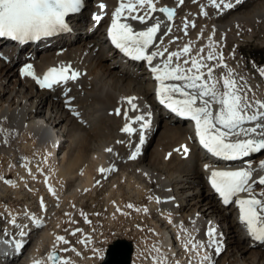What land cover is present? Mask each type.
<instances>
[{
    "label": "bare ground",
    "instance_id": "obj_1",
    "mask_svg": "<svg viewBox=\"0 0 264 264\" xmlns=\"http://www.w3.org/2000/svg\"><path fill=\"white\" fill-rule=\"evenodd\" d=\"M228 2L234 6L222 12L212 7L208 0H183L182 3L180 0H154L156 11L139 9L135 14L144 15L148 12L149 18L144 24L128 19L126 22L131 24L135 31L145 30L157 21L160 22V30L148 52L150 54L159 51L164 55L157 56L152 65L143 60H133L124 53L113 52L108 29L119 0H85L84 7L77 17L68 20L71 31L60 32L45 48L38 46L25 50L27 52H17L13 48L6 50L0 47V148L6 146L18 159L22 148L26 147L25 143L35 148L38 156L36 169L40 173L44 169L49 172V175H42L47 189L51 187L55 193L53 184L56 180V183H59L57 190L66 192L65 180L68 175L69 199L80 201V206L83 204L80 200L83 193L89 190L91 195H95L100 184L106 182L107 185L115 177L117 179H114L109 187L111 191H114L117 180L120 184V181L125 179L127 183L135 182L132 193L138 200L149 198V210H153L163 219L166 224L164 227L167 226L162 230L155 225L154 235L157 240L153 243L159 257L152 256L149 260H142V264H154L153 258L156 264H182L179 261L181 256L182 259H185V256L192 259L191 262L185 261V264H201L205 254L210 260L203 261V264H264V241H256L249 236L246 227L239 220L237 205L234 202L225 205L208 179L213 168L235 170L249 166L254 170L253 178L257 179L264 174L259 169L260 162L264 161V150L241 158L238 162L224 165L222 159L208 152L205 156L198 150L195 124L183 117L182 121L186 127L174 126L160 152L155 150L141 156L140 136H146L151 131L158 117L161 116L165 120L164 126L167 125L169 116L180 118L159 103L156 95L158 82L151 72V67H162L169 53L181 51L185 45L191 47V52L188 56H182L179 61L173 58V65L180 63L183 67H191L190 63L184 65L185 59L196 57L200 49H204L200 56L205 57L210 50L214 51L217 59L203 61L212 67L213 78L221 80L231 71L239 85L245 90L251 89L248 93L250 98L264 101V76L261 75L260 81H253L243 72L242 62H232L228 50L230 42H238L242 38L241 28L256 26L264 21V0ZM100 3L106 5L103 10L99 8ZM202 6L207 15L202 14ZM161 8L174 10L172 20H168L167 15L160 11ZM95 15H101L102 19L96 22L93 19ZM185 24L188 25L187 28ZM252 34L250 32L243 37L249 40ZM210 44L213 45L211 49L208 47ZM221 54L223 64L219 60ZM29 64L32 65L36 77L41 79L50 68L62 66H70V70L77 71L80 75L75 81L69 80L53 85L52 88H41L32 77L21 75L22 69ZM201 71L206 74L207 68ZM133 96L137 97L134 101L137 105L136 111L131 110L124 100ZM117 109L120 110V115L116 114ZM125 112L128 117L144 115L145 119L150 121V126L141 129L140 124L143 122L134 123L131 126L136 131L129 136L122 131L128 123ZM184 147L188 148L186 154ZM109 148L112 149L111 152L107 151ZM137 148L140 151L135 159H132L131 156ZM16 164L18 167V163ZM205 165H208L209 169L206 170ZM101 168L105 169V172L102 173ZM77 171L80 172L79 176ZM77 176L79 181L75 184ZM16 184L17 182H6L4 185ZM261 190H264V186L254 185V191ZM79 205H75V209ZM35 220L41 222L40 226H37ZM31 221L30 226L23 227L20 232L18 230L19 234L15 236L11 228L0 232V264H34L36 261L41 264H53L48 257L53 252L55 240L52 239L43 255V248L49 238L48 232L43 230L37 235L46 222L42 218H34ZM210 225L217 231L221 249L219 253L216 252L215 246H208L206 232ZM22 231L25 233L23 236L20 234ZM170 233L175 237L176 243L167 242ZM189 239L205 246L192 251ZM116 240L131 243V264H137L138 259L144 258L140 249H147V242L139 241L137 244L127 238ZM17 241L23 244L20 252L15 247ZM81 241L89 243L91 240L86 238ZM65 244L71 249L70 242ZM79 244L83 243L79 240ZM66 245L63 244V247ZM104 251L106 254V249ZM63 252L60 251V255L55 252L58 255L57 264H63L67 258L63 257ZM22 254L25 257L19 260ZM103 256L105 257L104 252L99 256V262L104 259ZM223 256L225 258L221 259Z\"/></svg>",
    "mask_w": 264,
    "mask_h": 264
},
{
    "label": "snow or ice",
    "instance_id": "obj_2",
    "mask_svg": "<svg viewBox=\"0 0 264 264\" xmlns=\"http://www.w3.org/2000/svg\"><path fill=\"white\" fill-rule=\"evenodd\" d=\"M84 2L85 0H0V37H7L23 44L30 40L52 36L61 31H71L66 17L69 14L79 13L84 7ZM180 2L182 3L183 0ZM236 2L239 3L240 0ZM208 3L221 12L234 6L228 0H208ZM105 7V4H99L101 10ZM143 8H147L149 12L156 11L154 0H119L118 7L112 13L108 36L111 43L124 55L152 65L157 56L164 55L159 51L150 54L148 52L160 30V22L157 21L141 31H135L132 25L126 22L131 19L141 24L146 23L149 18L148 12L144 15L135 14ZM160 11L167 15L168 20H172L175 15L172 9L161 8ZM201 12L207 15L203 6ZM93 19L99 22L102 16L95 15ZM187 27L188 25L185 24V28ZM168 31L170 32L171 29L169 28ZM209 39L211 40V37ZM208 47L211 49L213 45L210 44ZM203 51L204 49H200L196 57L184 60V65L190 63L191 67H183L180 63L173 65V58L179 61L182 56H188L191 52L189 45H185L181 51L169 53L162 67L160 65L151 67V72L158 82L156 95L159 103L177 116L193 121L199 143L214 157L223 160H238L261 152L264 150V101L250 98L248 93L251 89L245 90L239 85L231 71L221 80H215L212 67L203 61L217 59V56L211 50L206 57L200 56ZM219 60L223 64L222 54ZM223 66L226 67V65ZM204 68H207L206 74L201 71ZM259 71L264 76V69ZM21 75L32 77L41 88H52L53 85L77 80L80 73L70 70V66L53 67L41 79L36 77L32 65L29 64L22 69ZM136 99L137 97L134 96L124 98L133 111L137 110V105L134 103ZM74 114L78 115V113ZM116 114H121L119 109L116 110ZM124 115L128 123L122 131L129 136L136 131L131 126L134 123L143 122L140 124L141 129H147L150 126V121L146 120L144 115L128 117L126 112ZM140 140L143 143V134ZM107 151L111 152L112 149L109 148ZM139 151L140 149L137 148L131 158L135 159ZM183 151L186 154L188 148L184 147ZM205 168L207 170L209 166L205 165ZM259 169L264 172V161L260 162ZM100 171L103 173L105 169L101 168ZM253 171L251 166L235 170L213 168L210 170L208 179L211 187L225 205L233 202L237 205L239 220L246 227L249 236L256 241H264V190L254 191V185L264 186V174L254 179ZM49 191L54 194L51 187ZM41 206L43 207V201H41ZM128 207L133 206L128 205ZM11 223L15 225V219H12ZM35 223L37 226L41 224L39 220H35ZM20 234L25 235L23 231ZM72 234L75 235V232ZM206 236L208 246H215L216 252L219 253L221 249L217 240L216 228L210 225ZM56 240L68 243L63 236H57ZM80 242L85 243L86 241ZM188 243L191 244L192 251L205 246L200 242L193 243L192 239H189ZM15 247L19 251L23 244L17 241ZM48 259L53 264H57L58 258L55 250L49 254ZM153 259L156 264L155 258ZM209 260L210 257L205 254L201 264ZM34 264H41V262L36 261ZM63 264H68V262L63 261Z\"/></svg>",
    "mask_w": 264,
    "mask_h": 264
},
{
    "label": "rangeland",
    "instance_id": "obj_3",
    "mask_svg": "<svg viewBox=\"0 0 264 264\" xmlns=\"http://www.w3.org/2000/svg\"><path fill=\"white\" fill-rule=\"evenodd\" d=\"M240 30L243 32H240L242 34V38L238 42L232 41L228 44V50L233 59L232 62H242L243 72H246L253 81H260L261 74L259 70L264 66V21L256 26L246 28L243 27ZM250 32L253 33L252 38L249 40L245 39V35L247 36ZM255 62L259 63V69H257ZM263 90L264 89H262V91ZM25 146L26 147L22 148V153L19 158L20 160L12 155V151L9 152V148L7 149L6 146L5 148H0V176H2L0 178V210L4 211L6 209L4 211L5 213L0 211V232L11 228V232H13V236H15L19 234L23 227L31 225V219L42 218L46 224L42 227L41 231L37 233V235H40L44 230L48 232L49 236V240H46L45 247L43 248V255L46 253L48 245H50L52 239L55 240L56 243L53 250H55L58 254L60 251H64L63 249H68V245L56 240L57 236H63L68 243L70 242L71 244V249L69 248L68 250L72 251H64L63 253L65 255L62 253L63 257L67 256V258L65 257V261H67L68 264H87V261H89V264H101L103 260L102 259L101 262H99V256L101 253L104 252L105 255L104 250L107 245L120 238H127V240H132L133 243L136 242L137 244L140 243L139 241L148 243L145 247L147 249H140L143 251V256L142 254L141 256L144 258L141 260L138 259L137 264H142V260H149L152 256L159 257L157 255V250H155V243H153L157 240L154 235L155 225L162 230H165L167 226L164 227L166 224L163 219L159 218L153 210H149V198L138 200L132 193L135 182L131 181L127 183V180L125 179L124 181H120V184L117 180L115 183L118 185H115L117 188L113 187L114 191H111L112 189H109L110 184L114 179H117V177L111 179L112 181L108 180L109 182L107 185L106 182L100 184L99 190L95 193V195H91V191L89 192V190H87L88 192L86 191L83 193L80 197L83 204L80 206V201L78 202L77 200L69 199L68 175H66L68 178L66 177L65 180V184L67 185L65 188L66 192H59L57 190L59 188V183H56V180H54L53 184L56 189L55 193L53 194L52 192H49L42 181V175H49L48 169H44V172L42 171L40 173V171L36 169L38 156L35 148H32L27 143H25ZM173 149L174 148H172V151ZM3 153H5V155ZM31 153H33L34 156ZM16 163H18V167ZM81 168H83V166H81ZM26 169H28V171ZM77 172V175L80 174L79 171ZM78 176L75 179L76 181L74 180L75 184L79 181ZM5 181L17 182V184L13 186H5ZM1 183H3V185H1ZM128 184L131 185L129 186ZM41 201H43V207L41 206ZM75 205H79V207L75 209ZM128 205H132L133 207L129 208ZM145 209H147V211H145ZM12 212H14L15 215ZM23 212L24 214H22ZM7 213H9V215ZM119 214H121V216ZM85 217L87 219H85ZM12 219H15V225L9 222ZM78 229L79 231H77ZM73 232H75V235L72 234ZM86 238L91 241L80 245L79 240L81 241V239ZM62 243L66 246L63 247ZM70 253L71 255H69ZM77 253H79V255ZM23 257H25V255L20 256L19 260H23ZM224 258L225 256L221 257V259ZM191 260L192 259L188 258V256H185V259H182V256L181 258L179 257V261L182 264H185V261L191 262Z\"/></svg>",
    "mask_w": 264,
    "mask_h": 264
},
{
    "label": "water",
    "instance_id": "obj_4",
    "mask_svg": "<svg viewBox=\"0 0 264 264\" xmlns=\"http://www.w3.org/2000/svg\"><path fill=\"white\" fill-rule=\"evenodd\" d=\"M132 245L125 240H115L108 245L102 264H131ZM57 258L58 255L56 254Z\"/></svg>",
    "mask_w": 264,
    "mask_h": 264
}]
</instances>
